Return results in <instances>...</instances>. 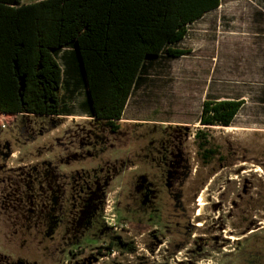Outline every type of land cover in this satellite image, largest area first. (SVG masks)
Listing matches in <instances>:
<instances>
[{"label":"rangeland","instance_id":"rangeland-1","mask_svg":"<svg viewBox=\"0 0 264 264\" xmlns=\"http://www.w3.org/2000/svg\"><path fill=\"white\" fill-rule=\"evenodd\" d=\"M189 29L116 132L77 72L68 114L0 112V264H264V0H222ZM207 98L245 104L206 128Z\"/></svg>","mask_w":264,"mask_h":264},{"label":"trees","instance_id":"trees-1","mask_svg":"<svg viewBox=\"0 0 264 264\" xmlns=\"http://www.w3.org/2000/svg\"><path fill=\"white\" fill-rule=\"evenodd\" d=\"M221 4L222 0H0V112L68 114L61 88L71 95L83 88L84 109L116 132L143 74L162 58L187 54L176 45L193 23ZM76 72L82 86L73 91ZM244 104V99L207 98L199 122L206 128L232 127ZM203 135L200 145L207 159L217 151L207 147L203 129L195 133L198 139Z\"/></svg>","mask_w":264,"mask_h":264},{"label":"bare ground","instance_id":"bare-ground-1","mask_svg":"<svg viewBox=\"0 0 264 264\" xmlns=\"http://www.w3.org/2000/svg\"><path fill=\"white\" fill-rule=\"evenodd\" d=\"M260 169L259 167H256V171ZM205 192H206V189L203 190L202 194L200 195V202H201V206H200V209H199V212H198V215H202L203 214V208L205 205H207V201H206V197H205ZM207 196V195H206Z\"/></svg>","mask_w":264,"mask_h":264},{"label":"crops","instance_id":"crops-1","mask_svg":"<svg viewBox=\"0 0 264 264\" xmlns=\"http://www.w3.org/2000/svg\"><path fill=\"white\" fill-rule=\"evenodd\" d=\"M221 6H222V4H221ZM221 6H220V7H221ZM220 7H219V8H220ZM219 8H218V9H219ZM205 16H206V15H205ZM205 16H204V17H205ZM204 17H203V18H204ZM193 24H194V23H193ZM189 30H190V29H189ZM188 34H189V32H188ZM188 34H187V36H188ZM187 36L185 37V39L187 38ZM185 39H184V40H185ZM184 40H183V41H184ZM223 99H224V98H223ZM125 112H126V111H125ZM124 115H125V114H124Z\"/></svg>","mask_w":264,"mask_h":264},{"label":"flooded vegetation","instance_id":"flooded-vegetation-1","mask_svg":"<svg viewBox=\"0 0 264 264\" xmlns=\"http://www.w3.org/2000/svg\"><path fill=\"white\" fill-rule=\"evenodd\" d=\"M199 216V215H198Z\"/></svg>","mask_w":264,"mask_h":264}]
</instances>
